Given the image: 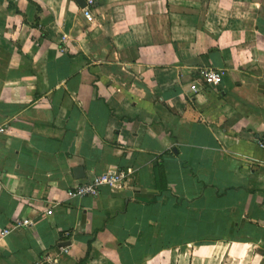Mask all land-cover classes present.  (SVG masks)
<instances>
[{
    "label": "crops",
    "instance_id": "0c3cea01",
    "mask_svg": "<svg viewBox=\"0 0 264 264\" xmlns=\"http://www.w3.org/2000/svg\"><path fill=\"white\" fill-rule=\"evenodd\" d=\"M82 8L0 0V264H264V0Z\"/></svg>",
    "mask_w": 264,
    "mask_h": 264
},
{
    "label": "built area",
    "instance_id": "2783aa9c",
    "mask_svg": "<svg viewBox=\"0 0 264 264\" xmlns=\"http://www.w3.org/2000/svg\"><path fill=\"white\" fill-rule=\"evenodd\" d=\"M96 7V0H86L85 7L82 8L84 16L88 21H94V9ZM226 74L225 69H214V68H202L199 71V77L196 81L191 84V90L194 92L199 91L200 83L204 85H218L222 83L224 75ZM1 132H5V128H0ZM260 147L264 148V138L258 140ZM125 171L115 172H104L94 176L89 182L77 185L68 190V197H97L100 194L102 187H110L114 189L122 188L123 182L126 179ZM48 214H52V210L48 211ZM33 224L31 219H17L12 227L3 231V234H10L11 232L27 227Z\"/></svg>",
    "mask_w": 264,
    "mask_h": 264
},
{
    "label": "water",
    "instance_id": "95a60500",
    "mask_svg": "<svg viewBox=\"0 0 264 264\" xmlns=\"http://www.w3.org/2000/svg\"><path fill=\"white\" fill-rule=\"evenodd\" d=\"M82 7H85V5H86V0H76ZM78 171H80V172H82L83 171V169L80 167V168H78L77 170H76V172H78ZM70 243H68V245H69Z\"/></svg>",
    "mask_w": 264,
    "mask_h": 264
}]
</instances>
